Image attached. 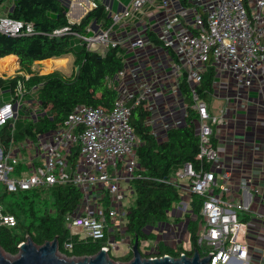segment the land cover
I'll list each match as a JSON object with an SVG mask.
<instances>
[{
  "label": "built area",
  "instance_id": "obj_1",
  "mask_svg": "<svg viewBox=\"0 0 264 264\" xmlns=\"http://www.w3.org/2000/svg\"><path fill=\"white\" fill-rule=\"evenodd\" d=\"M112 1L124 6V11L120 14L106 7L111 14L108 28H89L86 35L75 36L90 51L119 48L127 53L117 79L118 99L111 110L77 107L63 128L41 135L37 141L5 143L0 137V185L10 194L42 187H77L82 194L81 204L66 217L72 235L81 240L101 241L110 234L103 250L109 255L120 253L125 243L122 224L127 217V196L122 190L124 185L131 190L130 184L140 170L137 149L141 144L131 125L132 112L145 106L150 113L146 124L159 139L154 112L164 105L149 98L164 97L165 89H170L174 96L182 98V103L177 99L168 108L177 107L184 116H175V111L170 110L167 116L157 118L167 134L186 126L188 114L180 89L183 79H187L199 116L197 160L210 168L197 170L189 163L180 168L175 176L185 185L170 182L183 197L178 207L188 213L192 196L204 199L198 236L210 264H258L250 258L248 227L240 218L248 209L244 204L223 199L230 191L227 185L219 188L220 193L215 185L219 178L230 179L228 174L222 177L214 170L219 152L212 144L216 129L226 124L227 113L214 118L199 89L210 67L217 75L230 74L240 90L249 91L255 86L264 71V0H129L127 4ZM93 8H97L96 3ZM68 31L54 35L62 36ZM0 33L11 37L31 35L34 26L0 17ZM141 52L151 66L152 79L146 77L141 61L139 68L132 64L134 58L143 56ZM152 57L159 60L156 67L152 66ZM163 58L173 70L165 68ZM139 69L142 74H138ZM163 81L168 82L164 89ZM28 97L25 85L19 83L10 102L0 99V133L9 125L15 130ZM39 115L35 112L31 118L38 120ZM217 170L222 168L218 166ZM80 209L83 215H78ZM17 225L16 218L0 206V230ZM117 232L122 240L116 238ZM66 248L71 250L72 245Z\"/></svg>",
  "mask_w": 264,
  "mask_h": 264
},
{
  "label": "trees",
  "instance_id": "obj_2",
  "mask_svg": "<svg viewBox=\"0 0 264 264\" xmlns=\"http://www.w3.org/2000/svg\"><path fill=\"white\" fill-rule=\"evenodd\" d=\"M78 24L69 19V7L63 0H0V8L11 5L8 18L33 25L34 33L11 37L0 33V60L15 56L20 61L23 72L30 75L29 80L23 77L16 79L0 78V93L10 89L12 98L19 83H23L41 108L40 119L31 118L28 122H18L15 130L12 125L3 130V141L23 143L27 140L37 141L39 136L60 130L74 110L79 107L111 110L119 97L117 90L118 75L124 69L127 53L122 49H101L90 51L75 34L84 36L89 28L100 31L110 26L111 14L100 0ZM64 29L69 31L62 36L55 32ZM74 57L75 72L65 77L60 72L42 76L33 73L37 63ZM217 73L209 68L203 78L199 94L208 106L214 94ZM181 94L184 98L188 117L186 126L169 131L167 141L160 143L147 126L150 113L141 106L132 112L131 125L141 142L137 149V160L140 170L131 182L135 205L127 209L126 232L130 237L131 247L138 241L142 256L146 259L170 256L180 259L181 254L192 258L198 251L202 258L207 256L199 246V227L202 222L204 199L192 196L187 215L188 233L192 251L180 248L177 251L168 246L159 245L154 253H145L143 245L155 242L158 236L148 232L149 228L170 223V214L183 201L181 192L171 182L172 177L185 164H193L197 170L210 166L197 160L200 153V140L196 133L199 116L194 109L195 103L187 79H183ZM32 116V115H29ZM217 147L215 137L212 138ZM77 154V152H76ZM82 201L80 190L73 185L42 187L29 192L10 194L0 185V206L7 215L14 216L17 227L0 230V247L10 257L20 253V246L32 238L38 247L58 239L60 254L68 259L95 257L107 247L108 234L104 240H81L73 236L68 228L66 217L74 214ZM180 223V220H176ZM121 240V236L117 235ZM72 245V249L66 248ZM114 262L129 264L133 252L116 259Z\"/></svg>",
  "mask_w": 264,
  "mask_h": 264
},
{
  "label": "crops",
  "instance_id": "obj_3",
  "mask_svg": "<svg viewBox=\"0 0 264 264\" xmlns=\"http://www.w3.org/2000/svg\"><path fill=\"white\" fill-rule=\"evenodd\" d=\"M107 1L106 4L101 3L110 7ZM93 4L92 0H75L69 15L70 22L80 23L94 9ZM7 7L0 8V17L8 16L13 8L11 5ZM8 58H15L17 64H20L17 57ZM64 59L68 65L69 57ZM50 61L59 60L37 64ZM67 65L61 69L64 70ZM209 110L214 118L221 117L224 112L227 113L226 124L218 127L215 134L217 150L223 165L221 176L225 174L230 176V191L223 195V199L234 204H244L248 209L240 214V218L246 223L249 237L254 241L256 253L253 255L254 262L264 264V71L249 91L237 88L230 74L217 75ZM218 181L217 191L220 193L219 188L225 185L223 179L219 178ZM115 235L116 238L117 235L121 236L118 232ZM130 248L131 244L120 258L131 253ZM110 255L112 256V253Z\"/></svg>",
  "mask_w": 264,
  "mask_h": 264
},
{
  "label": "rangeland",
  "instance_id": "obj_4",
  "mask_svg": "<svg viewBox=\"0 0 264 264\" xmlns=\"http://www.w3.org/2000/svg\"><path fill=\"white\" fill-rule=\"evenodd\" d=\"M75 0H63V2L69 7V15L72 11V6ZM123 2H125L126 4L129 2V0H122ZM100 2L106 4V0H100ZM110 3V7L112 8V10L116 13H120L122 14L124 11V6H120L117 4H112V2L110 0L107 1V4ZM9 5V4H8ZM6 8L7 5H5ZM166 17L165 16H161L162 19H164ZM71 20L75 21L73 18H71ZM164 26H166L165 24H163ZM142 53V52H141ZM142 57L141 58H134L133 59V65H135L136 68H139L140 65L138 64V61H141V68H143V71H145V75L146 77H148V79H152V72H151V66H149V62L148 60H146L147 58L144 57V54L142 53ZM164 64H165V68L169 69V70H173L170 66L169 63L166 61L165 58H163ZM11 65V67L15 66V69H12L11 71H4L0 73V78H5V79H16L18 77H23L24 76H29L26 72H23L20 64H17L16 62H7ZM159 64V60L157 57H152V66L154 65L155 67ZM140 71H138V74H142L141 69H139ZM54 72H60L62 73L65 77H70L72 76V74L75 72V66H74V57L70 56L68 59V65L67 67L62 70L61 68H58L56 66H53V68L49 71L47 69L46 64H37L34 68H33V73H39L42 76L48 75V74H52ZM171 72V71H170ZM174 72V71H173ZM161 74V72H159ZM167 80V79H166ZM170 81L173 82V80L171 79ZM168 82L163 81L161 83V88L164 89L167 86ZM130 85L132 86V82H130ZM158 87V86H157ZM156 87V88H157ZM0 99L3 103L6 102H10L12 100V95L10 92V89L6 90L3 94H1ZM156 100L158 105H164V107L160 108L159 110H155L154 112V120L156 122L157 125V131L159 134V139L158 141L160 143H164L167 141V137L168 134L166 133V131L163 129L162 126V121L161 119H158V116H167L170 113V110L175 111V116H184V114L180 112H178V108L174 107L173 109L168 108L169 105H173L176 103L177 99L180 100V102L182 103V98H180L179 96L176 97L174 96L171 92L170 89H165V96L161 97V98H149V101H153ZM26 102L28 105H24L21 108V112H20V121L19 122H25V121H29L31 119V116H35V112L38 113H42L40 106L36 103L35 99L33 98V96H29L26 99ZM165 104H167V107L165 106ZM42 115V114H41ZM0 137H3V133H0ZM141 144V142H140ZM220 166L223 170V165L220 161V157L218 158V160L214 163V170L216 172H218L219 174L222 173V170H217V167ZM171 181L173 183H181L182 185H185V183L183 181H179L176 176L172 177ZM229 182L227 180H223V184L227 185V187L229 188ZM217 187H219V181H216L215 184ZM230 189V188H229ZM122 192L126 193L127 199L125 200V207L126 209L131 208L135 205V194L132 190H128V186L123 187ZM188 200V199H187ZM78 215H83L82 210L80 209L78 212ZM189 214L185 211H183L182 209H180L178 207V209H174L173 212L170 214V218L171 221L170 223H166V224H162L159 225L156 228H149L148 232H154L157 236H158V240L155 242H146L143 245V251L145 253H154V251H157L156 249H158L159 245H163V246H168L171 247L172 249H175V251L178 252V250L180 248H184L185 250L188 251H192V245L190 242V235L188 233V222L189 220L187 219V215ZM242 214V213H241ZM176 220H180V223H177ZM205 225H203L201 227V232L203 231ZM126 220H124L123 224H122V234L123 237L125 239V243H122V250L120 253H112L113 258H120L122 257V255L126 252L128 245L130 244V237H128V234L126 232ZM248 243L251 247V257H253V255H256L255 251H254V241L249 237V228H248V237H247ZM175 247V248H174ZM4 256L6 258H8L9 260H13V257H10L9 255L4 253ZM115 264H127V263H122V262H114Z\"/></svg>",
  "mask_w": 264,
  "mask_h": 264
},
{
  "label": "water",
  "instance_id": "obj_5",
  "mask_svg": "<svg viewBox=\"0 0 264 264\" xmlns=\"http://www.w3.org/2000/svg\"><path fill=\"white\" fill-rule=\"evenodd\" d=\"M133 255L134 258L129 264H210L211 262L209 257L202 258L198 251L195 252L192 258L183 256L180 259H175L165 256L163 258L146 259L140 252L138 241L133 246ZM13 258V260L6 258L0 247V264H115L108 252L104 250L95 257L68 259L60 254L58 239L47 243L43 247H38L32 238H29L26 243L20 246L18 256Z\"/></svg>",
  "mask_w": 264,
  "mask_h": 264
},
{
  "label": "bare ground",
  "instance_id": "obj_6",
  "mask_svg": "<svg viewBox=\"0 0 264 264\" xmlns=\"http://www.w3.org/2000/svg\"><path fill=\"white\" fill-rule=\"evenodd\" d=\"M16 62L17 63V59L15 58H6L4 60H0V73L4 72V71H11L12 69H15V66L11 67V65L7 62ZM47 66V69L50 71L53 66H56L58 68H64L67 65V60H59V61H50L45 63Z\"/></svg>",
  "mask_w": 264,
  "mask_h": 264
}]
</instances>
